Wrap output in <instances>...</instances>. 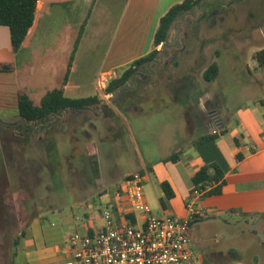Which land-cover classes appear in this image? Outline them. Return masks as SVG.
Here are the masks:
<instances>
[{
  "label": "crops",
  "instance_id": "obj_1",
  "mask_svg": "<svg viewBox=\"0 0 264 264\" xmlns=\"http://www.w3.org/2000/svg\"><path fill=\"white\" fill-rule=\"evenodd\" d=\"M183 1L38 0L34 23L16 54L10 28L0 25V63L14 65L12 70L0 71V124L19 122L21 90L31 97L56 85L71 98L99 99L89 108L64 111V132L68 133L64 137L70 136L86 149L83 155L89 154L71 166L74 198L65 199L64 207L50 206L34 213L16 209L1 182L0 264L13 260L18 264H79L66 246L67 238L102 228L101 206L115 200L117 187L135 172L144 176L145 200L153 215L186 217L195 187L193 175L215 160L228 168L225 183L221 193L197 200L203 212L191 224L192 246L205 264H264V65L254 58L264 44L251 45V61H246L253 69L248 94L243 91L242 101L229 111L230 94L215 86L227 82L242 66L244 52L238 50L234 38H221V46L208 47L213 41L207 38L169 35L166 43L154 44L160 18ZM242 10H248V17L241 19L244 27L260 28L254 24L256 12L249 6ZM238 30V35L246 33ZM154 52L117 94L104 91L109 80ZM213 63L219 73L207 81L204 74ZM22 67L25 82L19 73ZM51 75H56L55 84L44 83L43 76ZM99 78L104 79L101 86ZM219 90L218 103L214 99ZM126 92L139 94L134 98ZM123 94L125 113L117 104ZM128 113L141 124V134H124L125 140L123 134H109L110 142L102 148L92 142L98 134H85L91 120L111 126L115 115L127 119ZM151 115L155 128L147 126L146 117ZM214 129H219L214 141L200 148L189 145ZM126 140L136 154L135 164L129 167L117 158V147L126 145ZM179 151L177 161L166 160ZM101 152L106 156L101 158ZM5 161L1 156L2 165ZM164 182L172 196L167 195ZM144 218L141 211L131 216L136 226Z\"/></svg>",
  "mask_w": 264,
  "mask_h": 264
},
{
  "label": "rangeland",
  "instance_id": "obj_2",
  "mask_svg": "<svg viewBox=\"0 0 264 264\" xmlns=\"http://www.w3.org/2000/svg\"><path fill=\"white\" fill-rule=\"evenodd\" d=\"M241 6H249L256 12L254 24L260 25V28L249 27L246 29L244 27L245 22L241 19H245L248 10H242L244 7ZM263 9L264 0H219L215 9L218 17L212 16L207 10L202 16L201 10L190 8L179 16L175 26L170 30L169 35L199 36L212 40L213 43H208V47L221 46V38L229 40L234 38L238 42L237 46L240 48L238 50L244 52L241 59L242 66L235 75L226 79L227 82L219 81L215 86L221 92L227 91L230 94L229 111H232L236 103L241 100L243 91L248 94V83L251 80L250 70L253 69L247 66L246 61H251L249 51L252 44H264ZM231 27L232 31H230ZM238 28L242 31L245 30L246 33L244 35L236 34L239 31ZM189 45L183 43L185 47H189ZM169 50L172 51V49ZM19 73L22 81L25 82L26 70L22 67L19 69ZM43 82L55 84L56 75L43 76ZM56 87L55 85L53 88ZM220 90L214 99L218 103L221 95ZM126 93L133 95L134 98L139 94L138 92ZM44 95L45 93L34 92L31 97L36 104H40ZM125 99L126 95L123 94L117 102L124 113ZM127 115V119L115 115L112 118L111 126L105 122L91 120L85 134H98L92 139V142L97 143L99 148L110 142L111 135L109 134H123V140H125L124 134H141V124L135 122L136 117L130 113ZM152 117V115L146 117V120L149 121L147 126L155 128V119L152 120ZM25 134H30V137L25 138ZM64 134H68L64 132V114L48 118L46 121H29L27 123L19 121L0 124V157L4 155L6 159L4 165L0 162V184L4 183V194L14 198L16 209L20 208L22 211L34 213L50 206L63 205L64 207L65 199L72 200L74 198V192L70 185L75 176L71 174V166L84 157L87 158L89 154L83 155L82 153L86 152V149L80 148L78 142L74 143L69 139L70 136L64 137ZM90 155L94 159L95 156ZM105 156V153L101 152L100 157ZM117 158L125 162L129 160L131 163L126 162L127 167L130 164H135L136 154L128 140H126V145L117 147ZM80 164L82 165L81 162ZM106 164L109 165L108 161ZM82 166L80 167L83 171L81 174L85 176V168ZM2 261L4 263L5 259Z\"/></svg>",
  "mask_w": 264,
  "mask_h": 264
},
{
  "label": "built area",
  "instance_id": "obj_3",
  "mask_svg": "<svg viewBox=\"0 0 264 264\" xmlns=\"http://www.w3.org/2000/svg\"><path fill=\"white\" fill-rule=\"evenodd\" d=\"M102 81L98 79L99 86ZM143 180L139 172L122 180L115 200L101 206L102 228L91 234L75 232L67 238L66 246L79 264H205L192 246L190 230L203 212L197 200L211 186L193 189L186 217L156 216L145 200ZM136 211L145 215L141 226L132 222Z\"/></svg>",
  "mask_w": 264,
  "mask_h": 264
},
{
  "label": "trees",
  "instance_id": "obj_4",
  "mask_svg": "<svg viewBox=\"0 0 264 264\" xmlns=\"http://www.w3.org/2000/svg\"><path fill=\"white\" fill-rule=\"evenodd\" d=\"M200 0H184L182 3L172 6L169 11L160 18L159 26L154 35V44L160 45L166 43L170 30L178 20L179 16L189 10L193 5ZM38 0H0V25H5L10 28L11 43L13 52L16 54L24 40L26 39L36 17V7ZM156 52L150 53L147 56L137 59L130 68L126 69L117 77L108 81L104 91L117 94L122 89L128 80L132 77L136 69L143 66L146 62L155 56ZM254 58L259 65H264V47L254 53ZM14 69L13 64L0 63V71H9ZM219 73V68L216 63L210 65L205 71L204 77L207 81L216 79ZM99 99L97 96L71 98L64 94V90L53 88L45 93L40 104H36L27 92L21 90L19 92V115L22 122L29 121H46L48 118L62 116L64 111L68 109H86L91 105H95ZM263 102V101H262ZM264 103V102H263ZM29 128V125H27ZM30 137V134H25V138ZM218 136L210 134L203 136L197 140L190 142L189 145L200 148V146L210 140L214 141ZM181 151L171 154L166 160L177 161ZM96 165V161L92 159ZM96 168V167H95ZM227 166L220 160L205 163L193 175L194 189H205L211 186L204 192L205 196L219 194L222 191V186L225 183V174ZM168 196H172L167 182L162 183ZM11 264H18L14 260Z\"/></svg>",
  "mask_w": 264,
  "mask_h": 264
},
{
  "label": "flooded vegetation",
  "instance_id": "obj_5",
  "mask_svg": "<svg viewBox=\"0 0 264 264\" xmlns=\"http://www.w3.org/2000/svg\"><path fill=\"white\" fill-rule=\"evenodd\" d=\"M218 1L219 0H200L197 4L193 5L191 8H193V9L197 8V9L201 10L202 11V14H201L202 16L204 15L205 11L207 10V11H209V13L212 14V16L214 15V17H215V16L218 15L216 13V10H215L217 5H218ZM174 26H175V24H174Z\"/></svg>",
  "mask_w": 264,
  "mask_h": 264
}]
</instances>
